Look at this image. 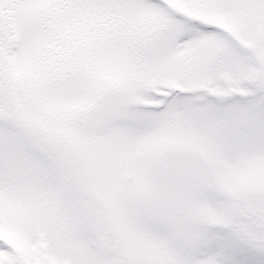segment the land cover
I'll return each mask as SVG.
<instances>
[{"label": "snow or ice", "instance_id": "obj_1", "mask_svg": "<svg viewBox=\"0 0 264 264\" xmlns=\"http://www.w3.org/2000/svg\"><path fill=\"white\" fill-rule=\"evenodd\" d=\"M0 264H264V0H0Z\"/></svg>", "mask_w": 264, "mask_h": 264}]
</instances>
